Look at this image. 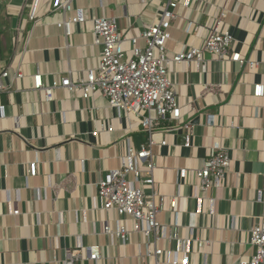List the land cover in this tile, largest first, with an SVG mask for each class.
<instances>
[{"label":"crops","instance_id":"crops-1","mask_svg":"<svg viewBox=\"0 0 264 264\" xmlns=\"http://www.w3.org/2000/svg\"><path fill=\"white\" fill-rule=\"evenodd\" d=\"M53 3L41 1L31 19L32 0H0V73L11 68L10 90L0 93L6 106L0 119V264H65L75 249L81 257L74 264H169L176 239L158 242L162 256H146L139 234L130 231L122 241L104 233L106 221L116 227L117 214L95 208L104 173L127 161V139L138 151L149 148L141 117L110 107L99 92L85 99L61 88L47 101L32 78L41 73L49 85L85 76L98 65L102 50L94 44L96 17L115 19L120 33L130 38L162 17L166 0H73L85 20L68 29L58 23L71 13L54 9ZM223 10L222 29L234 35L230 56L239 52L252 65L230 56L222 62L211 53H205V69L173 63L170 79L178 88L181 121L191 128L170 132L173 122L166 121L154 132L158 142L167 141L152 149L156 189L177 199L175 209L158 214L159 221L177 224L180 237L209 241L199 249L191 244L193 264L249 259V231L264 216V89L262 95L254 93L256 84L264 85V0H190L187 5L185 0L176 10L168 52L203 47L207 27ZM190 20L199 31H187ZM124 48L130 57L131 41ZM18 65L25 72L21 79L14 75ZM217 140L230 152L231 170L221 188L198 192L199 199L193 173L186 181L178 173L201 167ZM31 163L37 165L35 175L29 172ZM127 224L132 230L134 221ZM97 244L101 259L93 261L88 247Z\"/></svg>","mask_w":264,"mask_h":264},{"label":"built area","instance_id":"built-area-1","mask_svg":"<svg viewBox=\"0 0 264 264\" xmlns=\"http://www.w3.org/2000/svg\"><path fill=\"white\" fill-rule=\"evenodd\" d=\"M32 0L30 18L34 19L40 2ZM185 0H166V7L162 17L153 20L139 33L128 38L120 33L119 24L113 18L106 16L94 19V44L102 46L98 65L88 70L87 74L74 79L71 76L55 79L46 85L41 73L32 75L33 88L43 91L47 101H53L54 91L67 89L71 95L81 93L85 99H90L92 94L99 92L108 100L109 106L135 114L141 117V124L147 134L149 148L138 151L131 139H127V161L119 168H112L104 173L98 184L95 199V208L114 211L117 214L116 227L111 221H106L103 231L112 237L126 241L130 231L139 234L146 242L145 255L160 257L164 249L158 246L162 239L178 241V248L168 253L169 264H193V243L198 249L204 247L209 241L200 237L183 238L178 235V225L161 223L158 214L165 210L177 207L176 197L168 198L157 191L155 186L154 171L157 163L153 158V146L166 145L167 141L158 142L155 139V128L162 122L171 121L170 132H179L190 129V122L181 121V106L178 99V88L170 79V69L173 63L187 62L189 65L196 63L198 67H206L205 53L214 54L218 60L226 62L230 56L234 35L230 30H223L222 23L226 16L225 10L221 11L212 25L207 27V34L203 47H190L187 50L171 56L167 43L171 39L173 20L178 15L177 8ZM190 0H186V5ZM73 0H54L53 7L62 10L71 16L58 23L60 27L68 29L71 24L82 23L85 18L81 8H74ZM188 32H197L200 26L193 20L187 22ZM68 33V30H66ZM132 43V55L127 56L124 48L125 41ZM143 42V43H142ZM142 43V44H141ZM231 61L241 65L252 62L233 52ZM11 68L7 67L0 73V93L10 90L8 79ZM14 75L21 79L25 72L21 65L15 68ZM264 85H255V95L263 94ZM6 106L0 103V119L4 115ZM102 128L111 129V126L102 125ZM186 146H189L186 143ZM232 157L230 152L222 145L220 140L214 142L202 166L190 171L179 170V179L186 181L190 172L195 181L192 183L196 197L198 192L207 193L213 188H221L230 173ZM31 175L37 172L36 163L29 167ZM150 189V192H147ZM199 199L201 197H198ZM202 199V198H201ZM214 202L210 211L214 212ZM16 206V205H15ZM19 213L17 207L13 210ZM134 221L132 230L127 221ZM249 242L253 249L249 259H239L236 264H264V216L262 220L251 227ZM151 239V241H150ZM88 258L93 261L101 259L100 245L88 247ZM81 257L80 249L68 252L65 264H74V260Z\"/></svg>","mask_w":264,"mask_h":264},{"label":"water","instance_id":"water-1","mask_svg":"<svg viewBox=\"0 0 264 264\" xmlns=\"http://www.w3.org/2000/svg\"><path fill=\"white\" fill-rule=\"evenodd\" d=\"M136 140H137V144H138V146H140V144H141V138H140L139 136H137V137H136Z\"/></svg>","mask_w":264,"mask_h":264},{"label":"trees","instance_id":"trees-1","mask_svg":"<svg viewBox=\"0 0 264 264\" xmlns=\"http://www.w3.org/2000/svg\"><path fill=\"white\" fill-rule=\"evenodd\" d=\"M165 122H166V121H165ZM166 123H169V124H170L171 122L167 121ZM170 125H171V124H170Z\"/></svg>","mask_w":264,"mask_h":264}]
</instances>
